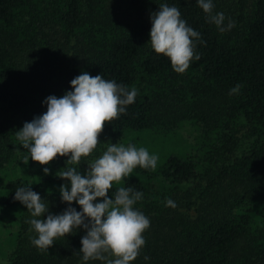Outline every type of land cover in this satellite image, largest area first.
<instances>
[{
  "label": "trees",
  "instance_id": "1",
  "mask_svg": "<svg viewBox=\"0 0 264 264\" xmlns=\"http://www.w3.org/2000/svg\"><path fill=\"white\" fill-rule=\"evenodd\" d=\"M212 3L223 27H234L221 32L197 0H0V234L8 264H104L83 260L82 228L49 249L35 247L33 217L14 199L17 188L31 186L52 214L69 207L59 188L70 182L56 176L67 157L45 175L24 162L29 154L16 132L46 112L47 97L72 91L82 72L134 87L137 96L105 125L93 153L68 167L81 172L110 143L137 146L146 137L176 140L181 149L162 154L155 168L136 167L109 193H143L134 208L150 227L132 264H264V0ZM161 4L178 8L200 34V59L182 74L149 42L150 16ZM187 127L197 133L194 142L181 139ZM12 226L19 231L9 232Z\"/></svg>",
  "mask_w": 264,
  "mask_h": 264
},
{
  "label": "clouds",
  "instance_id": "2",
  "mask_svg": "<svg viewBox=\"0 0 264 264\" xmlns=\"http://www.w3.org/2000/svg\"><path fill=\"white\" fill-rule=\"evenodd\" d=\"M198 6L208 15V20L224 32L234 27L229 22L223 27L225 16L222 12L213 15L212 0H197ZM150 45L152 50L170 60L178 74L184 73L193 58L200 59L195 52L194 40L200 34L181 19L178 8L161 4L157 12L151 13ZM72 91L62 97L49 96L44 103L47 110L31 122H25L16 132L17 139L28 154L29 160L47 167L58 157H67L66 166L56 173L64 181L59 188L62 203L69 207L61 214L54 215L48 204L30 187L16 189L14 199L20 202L31 217L27 221L29 231L36 236L31 243L38 249H49L57 238L71 235L74 229L86 232L81 238L83 260H99L104 264H132L140 255L146 241L144 232L150 227V220L134 205L143 193L132 187H119L114 196H109L113 185L129 177L136 167L155 168L158 156L150 155L144 147L129 144H109L103 154L87 165L86 174L76 167L82 158H87L100 144L99 137L106 124L118 119L126 112L127 106L135 102L137 89L129 90L114 80H105L101 75L91 76L82 72L71 81ZM234 87L230 94L239 91ZM30 157V159H29ZM97 200L101 202H96ZM75 202L81 211L71 207ZM166 206L175 208L171 199ZM47 213V218L44 217ZM145 260L149 257L145 256Z\"/></svg>",
  "mask_w": 264,
  "mask_h": 264
},
{
  "label": "rangeland",
  "instance_id": "3",
  "mask_svg": "<svg viewBox=\"0 0 264 264\" xmlns=\"http://www.w3.org/2000/svg\"><path fill=\"white\" fill-rule=\"evenodd\" d=\"M189 129L191 130L192 128L190 127H187L183 130L180 131V133H182V136L183 138L181 137L182 140H189V141H193L194 142V138L196 137V132L195 131H192L191 132L189 131ZM179 133V135H180ZM184 140V141H185ZM176 140H173V139H164L162 137H146L144 139V142L143 144H138L136 147L137 148H140V147H144L148 150L149 154L150 155H156L158 157H160L162 154L164 153H168L170 151H176V152H179L181 153V149H179L177 146H176ZM13 172V175H14V171ZM87 172V166L84 167L81 171V174H86ZM11 175L10 172H7ZM12 175V176H13ZM4 177L6 178V174L4 175ZM4 177L0 176V180L2 181V179H4ZM70 190V188H69ZM98 202V200L96 201ZM17 231H19V228L17 226H12L9 228V232H11L12 234L16 233ZM6 233L4 232L3 234H0V264H8V261L6 259L7 256H9V254H11V251L9 250V248L7 247L8 243L6 241ZM7 254V255H6Z\"/></svg>",
  "mask_w": 264,
  "mask_h": 264
}]
</instances>
